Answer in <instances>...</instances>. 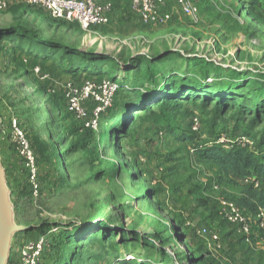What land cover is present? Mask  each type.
<instances>
[{
  "label": "rangeland",
  "instance_id": "rangeland-1",
  "mask_svg": "<svg viewBox=\"0 0 264 264\" xmlns=\"http://www.w3.org/2000/svg\"><path fill=\"white\" fill-rule=\"evenodd\" d=\"M164 1L163 11L172 12L173 0ZM215 1L220 7L216 10V19L223 25L222 37L226 40L220 44L217 34L209 45L197 47V44L189 46L187 43L178 47L185 53L212 60L204 65L186 64L179 70L185 78L184 89L194 80H212L222 85H264L258 77L264 75V21L249 17L247 11L251 6H259V0ZM121 2L126 8L117 20L111 19L109 25L90 31L75 24L56 22L40 7L11 2L6 11L0 12V30L26 26L32 31L30 38L35 42L106 56L121 66L139 55L155 57L177 47V35L181 32L176 30L175 37L172 35L174 14L166 25L143 26L131 9L130 0ZM20 43L18 38L0 37V111L7 119L8 107H11L27 133L37 157L38 193L13 146L8 154L0 149V159L5 173L6 168L8 170L6 179L15 225L52 231L49 239L46 236V251L51 237L55 238L53 250L50 254L44 250L46 253L40 255L38 264H50L58 257L64 259L61 264H123L124 260L134 258L154 264H191L186 260L187 255L198 257L207 253L206 241L197 230L221 228L226 233L244 235L237 226L223 219L220 204L222 199L235 200L240 187L228 180L217 183L216 169L209 163H199L196 150L214 140L217 143L227 133L232 143L220 144L224 149L243 147L262 157L264 148L258 149V145L262 141L264 121L247 133L251 144H237L243 134L236 133L238 124L233 120L234 110L216 113L214 103L203 110L200 100L195 105L179 101L175 111L158 105L144 112L137 110L134 94L137 88L121 87L114 100L101 110L96 120L97 129L88 134L67 112L63 92L50 88L51 85L41 81L34 72L35 69L43 71L49 62L42 61L41 55L55 58L58 63L60 49L47 52L33 43L23 42L25 51L32 54L24 62L18 48ZM79 62L75 60V64ZM63 67L68 66L64 63ZM216 67L225 74H216ZM55 68L46 73L59 81L64 72L57 69V65ZM152 69L163 71L166 66L159 64L137 74L130 83L137 85L143 81L142 89L148 90L152 84L147 85L146 77ZM107 71L109 69L101 68V72ZM230 72L241 75L231 79L226 74ZM117 76L123 78L122 72ZM74 77L79 83L88 78L85 73ZM53 100L56 103H52ZM192 116L202 119L198 133L191 132ZM248 123L243 116L242 124L247 127ZM170 127L175 129L174 136ZM209 180L212 182L208 183ZM205 182L206 191L199 190L196 195L208 199L211 207H215L219 219L216 224L201 220L197 215L198 201L190 196L193 187ZM155 190L159 191L156 199ZM106 224L113 229H103ZM100 230H104L106 236L95 240L100 237ZM67 232L69 234L65 235ZM263 234L254 233L258 237ZM70 235L72 239L68 240ZM42 236L39 232L31 236L15 233L11 257L17 258L24 241ZM123 239L129 242L119 245ZM149 241L169 247L177 260L163 259L158 246H147Z\"/></svg>",
  "mask_w": 264,
  "mask_h": 264
},
{
  "label": "trees",
  "instance_id": "trees-1",
  "mask_svg": "<svg viewBox=\"0 0 264 264\" xmlns=\"http://www.w3.org/2000/svg\"><path fill=\"white\" fill-rule=\"evenodd\" d=\"M29 6V5H28ZM34 7V6H29ZM258 8L257 6H251L249 8V14L256 20V21H264V16L260 15L256 12ZM44 10V9H43ZM45 11V10H44ZM56 21V20H54ZM61 22V21H56ZM64 23V22H62ZM67 24V23H65ZM32 31L26 26H15L8 30H0V37H8V38H18L20 40V55L24 62H27V56L32 55L25 51L22 46L23 42L33 43L38 48L45 50L47 52H54L56 49H60L59 54V62L57 63V59H49L48 55H41L42 61H49L44 70L40 69V73L35 74L39 77L41 81L44 83H48L51 85L50 88H54L56 91L63 92L64 98L65 93L62 88V85L67 82H73L75 85L81 86L87 80H94L100 81L106 77L110 78L114 81L118 86L119 90L121 87H126L127 89L133 90L137 88L134 94L137 95V102L138 108L137 110H143L144 112H150L152 107L151 106H158L161 105L162 109H169V107L175 111L177 108V103L179 101L186 102L188 104L195 105L197 101L201 100L202 109L208 108L211 103H214V108L216 113H222L226 110H234L233 120L236 122V133L241 131L242 134L248 137L247 133L252 131L254 128L260 126L264 121V85L259 87L248 86L242 83L229 85L230 83H226L224 85L218 83L217 81H188L190 87L184 89L183 83L185 78L182 74L179 73V70L183 68L186 64H208L209 61L205 60V58L188 56L184 53L167 49L164 53L158 54L155 57H150L146 55H139L134 57L130 60V62L120 65L117 62L110 60L106 56L96 55V54H85L76 49H72L66 46H61L59 48L56 45L50 43H43V42H35L33 41L30 36ZM79 59L81 63H76L75 60ZM66 63L68 67L64 68L63 64ZM159 64H164L166 69L163 71H159L158 69H152L150 74L146 77L147 78V85L151 87L148 90H143L142 87L145 86V83L141 81L137 85H132L130 81L132 78L140 74L144 71H149L152 67H155ZM55 65H57V69L61 68L64 72L62 75V79L56 81V79H52V75L50 72L52 69H56ZM80 66V67H77ZM101 68L109 69L107 73L101 72ZM122 72L123 78H119L117 74ZM214 72L219 76L225 74L221 68L216 67ZM80 73H85L88 77L87 79L83 80L81 83L76 81L78 75ZM231 79H238L241 75L240 73L230 72L226 73ZM45 75L48 76L47 79H42ZM260 79V83L264 84V75L258 76ZM159 78V80L157 79ZM209 80V77H207ZM263 82V83H262ZM52 83V84H51ZM118 90V92H119ZM117 92V93H118ZM117 95V94H116ZM66 102V100H65ZM153 102V103H152ZM54 102V100L52 101ZM153 104V105H150ZM96 103L90 101L87 106L92 111L96 107ZM67 108V104H66ZM68 112V111H67ZM71 115V114H70ZM72 116V115H71ZM246 116L247 121H249L248 126H244L242 124V117ZM73 117V116H72ZM166 117V116H165ZM193 117V116H192ZM191 117V118H192ZM74 118V117H73ZM190 118V119H191ZM74 120L78 122L75 118ZM84 131H88V134L92 133L93 130L86 128L81 122H78ZM157 123V122H156ZM159 123V121H158ZM244 130V131H243ZM171 134H175V129L173 127L169 128ZM87 134V135H88ZM227 135V133H226ZM191 139L193 137H190ZM12 145H10L7 140L2 139L0 137V149L2 151L6 149H10ZM264 148V129H263V137L262 141H260L258 145V149ZM264 151V149H263ZM4 153V151H3ZM6 154V153H5ZM18 155V154H17ZM19 158V156H18ZM196 158L197 161L201 164L207 165L208 163L212 165L217 171L216 178L217 183L219 182H230L235 186L240 187L241 191L235 198V200H231L235 202L239 207L243 208L247 214L251 217H256L260 209H264V155L262 157L256 156V154L249 149H244L243 147H237L232 149H224L223 146L216 143L207 144L205 148L197 149L196 150ZM20 159V158H19ZM20 164V162H19ZM8 174V170L6 168V175ZM246 179L252 180L250 183H245ZM216 180V179H214ZM213 180V181H214ZM212 181L209 180L208 183ZM216 183V182H214ZM258 184V187L256 186ZM219 185V184H218ZM220 186V185H219ZM204 191L201 185H196L193 187V190L190 191L191 197H196L198 203L205 207L206 211L208 212V222L213 224L214 221L218 218L216 215L215 207H211L210 201L203 197H198L196 195L197 191ZM159 191H154V198L158 197ZM229 200V199H226ZM224 219V218H223ZM227 221V220H225ZM182 224V222H180ZM224 224V223H223ZM103 229L111 230L113 227L109 225H103ZM255 231L250 235V237L254 236ZM34 232H39L42 235L49 237L51 236L49 233L52 231L44 232L39 231V228H33L27 232L28 235H33ZM260 232V231H259ZM264 233V232H262ZM67 232L65 235H68ZM100 237L95 240H103L106 236L104 230L99 231ZM180 236L183 234L180 233ZM221 240L226 237L219 233ZM223 236V239H222ZM245 240L248 238L244 236ZM36 238V237H35ZM34 238V239H35ZM51 242L49 244V249L46 251L50 254L51 250L54 248V240L55 238L51 237ZM72 239L70 235L68 240ZM32 240V239H29ZM27 240V241H29ZM138 241V240H137ZM129 241L127 239H123L119 241V245L127 244ZM62 244V242L60 243ZM158 244L154 243V241H149L147 246H153ZM225 246V243H224ZM160 248L158 250L159 255L165 259L170 261H175L177 258L175 255L171 253V251L165 247L158 246ZM207 250V247H206ZM44 251V252H45ZM223 251V250H222ZM45 252V253H46ZM207 253L208 250H207ZM206 253V254H207ZM206 254L200 256H193L191 254L187 255L188 258L186 259L191 264H205L206 261ZM13 257H11L12 259ZM63 257H58L51 261L50 264H61L63 261ZM123 264H154L152 261H145L139 259L133 260H124Z\"/></svg>",
  "mask_w": 264,
  "mask_h": 264
},
{
  "label": "built area",
  "instance_id": "built-area-1",
  "mask_svg": "<svg viewBox=\"0 0 264 264\" xmlns=\"http://www.w3.org/2000/svg\"><path fill=\"white\" fill-rule=\"evenodd\" d=\"M173 2L184 15L197 20L191 0H173ZM26 3L29 6L44 9L53 20L75 24L84 31L109 25L116 10L114 0H26ZM164 4V0H130L131 9L140 23L148 27L163 26L172 21L173 13L163 11ZM9 6L8 0H0V12L6 11ZM35 72L39 74L40 69H35ZM47 78V75L42 77L43 80ZM62 88L65 93L68 113L91 130L97 129L96 120L101 110L114 100L119 90V86L108 77L100 81L87 80L81 86L67 82L62 85ZM90 101L97 104L92 111L87 106ZM12 111V108L8 107L9 118L7 119L0 111V137L15 148L19 158L23 161V168L28 173L34 191L38 193L37 157L27 133ZM190 123L191 132L198 133L202 127V119L199 116H193ZM229 142L232 143L225 135L218 139L217 144ZM236 143L251 144L248 137L244 135L239 136ZM256 186L258 187V184ZM220 204L224 219L237 226L245 236L249 237L254 230L264 232V209H260L256 217H251L231 200L222 199ZM197 233L205 239L210 255L224 249V243L216 231L205 227L197 230ZM46 242L47 238L44 235L35 240L24 241L20 246L17 242L18 256L16 259H11L10 255L8 264H38L40 255L46 248Z\"/></svg>",
  "mask_w": 264,
  "mask_h": 264
},
{
  "label": "crops",
  "instance_id": "crops-1",
  "mask_svg": "<svg viewBox=\"0 0 264 264\" xmlns=\"http://www.w3.org/2000/svg\"><path fill=\"white\" fill-rule=\"evenodd\" d=\"M9 4L11 2L23 3L26 4V0H8ZM116 11L112 15V20H117L118 16L123 13L126 6L121 2V0H114ZM194 11L197 15V20H193L192 17L184 15L178 7L174 4L172 7V13L174 14V22L171 25V30H173V36L175 37L176 30L180 31L181 34L177 35L176 44L178 48L179 46H186L185 44H189V46L193 44H197V47L200 44L209 45L211 41L216 39V35L218 34L220 37L218 38L220 44L222 40H226L223 38L222 28L223 25L220 21H218V15L216 10H220V7L216 4L215 0H191ZM260 5L258 6L256 12L261 13L264 16V0H259ZM249 13V9L247 10ZM216 13V14H215ZM251 15L249 14V17ZM220 29V30H218ZM179 36V37H178ZM210 36V40L208 37ZM204 38L205 40H202ZM181 42V43H180ZM204 46V47H205ZM202 47V48H204ZM174 48V50L176 49ZM176 50H180L179 48ZM181 51V50H180ZM183 52V51H181ZM185 53V52H183ZM185 55L193 56L192 53H185ZM205 59L206 57L203 56ZM208 59V58H207ZM207 61H212L208 59ZM4 153L8 154L9 150L4 149ZM203 187L204 191L207 189V182L200 183ZM203 191V193H204ZM198 214L201 220H207L208 212L205 207L201 206L198 203ZM219 219L213 222L216 224ZM219 223V222H218ZM219 229V230H218ZM216 231L226 237L223 239L225 242V247L223 251L210 255L206 254L205 264H264V234L261 237L254 235L252 237H248L245 240L244 235H240L238 232L226 233L221 228H217ZM223 238V236H222Z\"/></svg>",
  "mask_w": 264,
  "mask_h": 264
},
{
  "label": "water",
  "instance_id": "water-1",
  "mask_svg": "<svg viewBox=\"0 0 264 264\" xmlns=\"http://www.w3.org/2000/svg\"><path fill=\"white\" fill-rule=\"evenodd\" d=\"M33 228L17 226L13 221L10 190L7 186L5 169L0 159V264H8L13 235L15 233H25Z\"/></svg>",
  "mask_w": 264,
  "mask_h": 264
}]
</instances>
